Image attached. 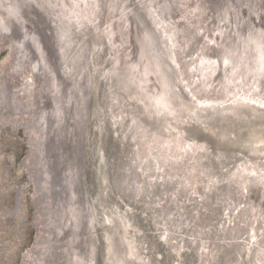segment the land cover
<instances>
[{"label": "bare ground", "instance_id": "bare-ground-1", "mask_svg": "<svg viewBox=\"0 0 264 264\" xmlns=\"http://www.w3.org/2000/svg\"><path fill=\"white\" fill-rule=\"evenodd\" d=\"M77 1L79 2L71 3L70 1L69 4H67L68 2L64 4L67 5V8L69 7V10L74 9L77 13L76 15H72L65 21L68 23L70 22L69 27L67 28L65 24L64 29L62 28V35L64 34V32L65 34H70L68 36L71 41V44H69L71 46L70 48H68L70 51V55L67 56V52L64 51V53H66L67 55H63V60L66 61V68L64 72L66 74L69 72L72 80L71 84L74 81V86L70 91L73 92L71 98L73 96V98L75 99V103H71L69 112L73 121H75L73 135H75V137L78 139V146L81 145L79 134L81 130L79 129V124L87 115V128L85 127V129L82 130L81 141L83 146V159L86 171V196L88 198L87 200L89 209L91 207L90 216L91 218H95V216L97 218V214L95 212L96 208L92 205V202L94 203L95 201L93 199L94 182L92 177L94 176L93 173L95 172V168L93 165L95 163L94 157H96V153L94 149L92 151V156L90 153V149L95 145H91V143L87 145L90 135V130L88 131V128H90L94 124L95 116L93 114L94 106H92V100L88 95V97H85V99L83 100L84 105L86 104L87 107V110L85 111V107L83 106L82 101V91H87L86 89L88 88V84L90 83V75L92 80V74L94 76V73L97 75V87L99 88L98 91L100 93L98 95V101L101 109L100 112L102 113V117L99 121L98 131L96 133L97 136H99L100 141L102 143L104 141V143L107 144V140L105 138L106 135L104 132L106 128L105 123L109 117V122L111 123L112 138L110 137L111 145H107L109 149L108 156L110 155L111 164H115L116 160L119 157V162L121 163V165H119V168L125 169L127 174V178H125L124 181L119 179V177H116L114 179L116 183L115 189H117V191L122 188L124 189V191L126 189L128 190L129 186L126 183L127 187H125L124 182L128 181V176L130 178L131 176L134 177L135 175V172L131 167L135 154L134 152L128 153L127 151V148L131 147L130 142L132 141L134 134L135 140L133 142L135 145V153L138 150L140 151L139 157L141 160V167L137 169L136 173L141 176L142 183L140 187L136 188L134 184L133 186L136 194L137 192L138 194L144 193V197L138 195L136 200L141 199L142 201L139 202L143 205L148 206L151 204V207L155 208L154 200L156 199V202L158 201V195L156 197L154 194L159 193L160 182H158L156 186H150L149 179H145L143 177L142 172L144 170V167L152 164L153 166H151V169H148V173L151 171H154V174L158 173L160 176L159 178H162L161 181L170 184L171 188H175L177 192H181V190L184 189L183 186L186 179L184 178L181 181V179L178 178V173L180 174L181 171L183 176L184 174L190 176V178L186 180V183L190 184L191 187L192 183L196 180V176H193L192 173L194 172L196 162L199 163L198 160L201 157L202 144H200L199 141L189 139L187 137H180L181 128L175 125V120L177 119L181 121L182 118L180 117L183 116L179 114L180 108L177 107L178 110L175 113L172 110L173 106L171 105V98H176L175 88H179L175 84L170 85L167 79L169 75L165 74V68L163 69L164 71H158L160 81L158 82V84L156 83V87L153 85L144 88L143 94V91L140 87L139 74L137 78L136 73L134 72L136 66L138 67V54L135 55V57L133 56L132 60L130 59L129 62L123 63L122 66L116 64L112 55L110 57L109 49L106 44L107 38L110 39L109 34L110 36L112 35V37L116 40L115 47L111 48L112 52L113 50L115 51V48L119 45L120 42H122V32L126 34V37H132L134 39V41L132 42H135L136 46L141 44L143 48L142 50L146 49V52H150L155 49L151 37L152 32L158 33L159 31L161 33V35L156 34L158 35L159 41L162 39L160 43L161 53L163 55H165V53L168 54V56L175 61V64L178 67L179 75H183L182 81L185 89H187L191 93L193 98L197 101L195 109L192 106L191 108H188L187 106L183 105V108L186 107L184 110L188 112L187 114H184V118L186 119V121H190L188 122L189 125L193 124V121L197 120L198 118H201L202 114L200 112L205 107L209 109V106L213 103H224L232 97H239L241 95L245 98H248L249 96L250 98H256L253 100L264 99V13H261L262 15L259 13L261 12V2H263L264 0H210V10L207 9L206 11L207 18L212 19L213 22L211 28H209V35L212 37L206 39V44H204V46H206L204 47L202 52L199 53V57L196 60V63L193 64V61L190 63L191 65L187 63L185 69H183L184 67H181V64H179V62L176 60L179 58H177L178 53L176 52V50H172L173 34L167 27L168 17H170V10H168L170 6L168 4H172V0ZM246 2H248V4ZM78 3L81 7H79ZM104 7H108L107 10L112 13V20H115H104L105 34L101 32L99 33L98 30L95 31L97 41L94 42L93 49L91 51L90 47L88 46L90 40L85 32L87 22H84V20H77L76 16L78 15L79 11V17L81 19L82 17H84L81 12L86 10V8H89L92 11V14L94 13L95 19L100 22V18H102L103 15L106 14L103 13ZM96 13L97 15L95 16ZM146 17L149 19V23H151L150 27L146 22ZM101 24L102 22H100V25ZM111 25L113 26V30L111 28ZM153 26H155L158 30L154 27L153 31ZM73 27L74 29L76 28V32H73ZM62 39H65V37L63 36ZM64 49L67 50V48ZM75 53L80 56V60L76 59V57L73 58ZM104 56L105 58H108V60L111 58L112 62L110 61V63L108 64L107 59L104 60ZM92 57L94 58V65L91 64V62L89 64V59H91ZM72 59H75L74 62ZM119 60L121 61L122 59L119 58ZM155 65L157 66V61L155 62ZM189 69L193 70L192 74H188ZM114 77H118L119 80L115 81ZM172 79L174 78L172 77ZM194 83L196 84L193 86ZM90 90L91 92L93 91V82ZM124 95H126V97H124ZM129 95L130 99L128 98ZM133 95H135L137 100L134 99ZM254 95L256 96L254 97ZM131 103L135 106H132ZM151 103L156 104L158 108L157 111H154L152 109L153 106L150 105ZM139 107H141V112ZM230 110L231 107L227 109V111ZM227 111H225L224 113H228ZM169 112L175 114L170 115L168 114ZM152 120H154L158 124L156 126V129L152 127L149 128L148 126ZM146 121H148L149 123H147ZM106 125L109 127L108 123ZM115 136L121 137L120 142H118V145H116V149L113 145V138ZM126 141L129 142V145H126ZM90 142H92V136ZM229 144L236 145V147L230 150H226L227 152H224L225 149L218 146V151L214 155L217 163L223 162L227 165L231 163L234 164L236 162L239 163L240 160L247 157V155H240V152L242 150H245V148H243L241 145H237L236 142H229ZM77 145L75 141V153H73L72 151L71 155H69L68 157V160H70L69 164L71 163L72 165L69 166L70 173L71 170L73 172L75 170L76 173H79ZM134 145H132L133 150ZM152 145H156V147L154 148V151L149 152V149ZM221 145H225L224 142H222ZM228 147L229 146H225L226 149ZM190 152L193 156L189 155ZM189 156L191 158H189ZM184 158H186L187 160H185ZM249 162L251 163V166L249 165V167H245V170L243 165H237V167L241 169L233 172L229 176L228 179H230V182L228 189L234 187V190L238 192L239 190H237L236 188V181H238V179H243L250 180L252 185H257L264 191L263 159H255L254 161L251 160ZM128 164H130V166H128ZM255 170H259L260 172L256 173ZM172 171L174 172L172 173ZM253 172H255L256 174H253ZM147 186L151 187L150 191L148 192L146 190ZM78 187H80V184H78L77 186V195L75 197L76 202H78L79 204V210L78 206H76L74 210L70 211V215H72V225L74 226L76 232L75 235L70 236L69 240L70 246L72 247V249H74L72 250V252L69 251L71 255V264H140L137 262L133 263L134 261L129 262V258L131 257L129 250L127 249L126 251L125 249H122L120 245H115L119 241V244L124 245V242L126 241L125 238L129 242V244L131 243L129 239L130 237H128L127 235V237L124 236L125 233H122L119 236V240L116 241L115 239L114 241L112 239V236H108V233L106 232L110 230V228L104 227L101 219H98L96 228L93 227L94 225L92 226L91 232L88 224V216L86 214L87 208H85L87 203L84 202V195L82 197V194L80 193ZM162 188L166 189L165 186H162ZM210 188H212V186H210ZM248 189L252 188L248 187ZM189 190L190 189L186 191L189 192ZM212 190V192L215 191L216 193L215 189ZM217 190L221 191V189H219L218 187ZM133 192L134 190H130V194H133ZM154 196L156 198H154ZM230 196L231 197H229V200H226V197L223 198L220 201L221 205L222 203H233L236 199V196H233V192L232 194L230 192ZM120 197L123 196L121 195ZM73 201H75V199ZM172 201H176V199L172 198ZM116 203V201L112 202L111 205L113 207V210L112 208H110V211L105 210L102 207L104 210L101 212V214H103V218L105 219V225L108 224L112 226L114 224H118L123 228L130 230V227H132L131 223H133L134 225L133 220L128 218L131 217V215H123L121 212L115 213L116 208H114V204ZM160 205L162 208L161 210H163V207H165L166 211L163 212L162 215H160V220L158 219L156 221V225L157 227H161L162 230L166 233V235L164 236L166 238V241H170V239H174L177 241L178 227L168 219V217H170L173 212L170 213L169 210L167 211L170 206H164L163 204ZM166 212L170 213L167 218L164 217ZM184 212L186 211H183L181 214H183ZM176 213H179V211H177ZM262 215V212L257 208L256 205L255 209L250 215L251 219L253 218L252 220L249 217L242 221V223H244L243 225H241V223L239 222L231 227L230 238L232 239V242H237L235 245H238L240 249L233 247V252L231 256H228L226 262L228 261L230 264H235V262L233 261H236L237 264H242L243 260H246V262L249 261V264H264V230H260L261 226H264V221L261 219ZM163 218H165V222L163 221ZM205 218L206 217H204V226H206ZM95 219H92L94 220V223L96 222ZM248 220L251 221L250 225ZM249 227L253 231L250 232L249 235L247 234V239H249L247 240L246 237L242 235L249 231ZM254 227H257V229L255 230ZM224 228H228V225L226 224ZM72 229L73 228L71 226L70 230L72 231ZM133 229L134 232L138 234L137 229ZM218 231L219 226L213 230L211 235H208L207 231H204L200 234V237H202L201 241L206 245H209V247L207 246L208 248L206 249L202 248V250L201 248H199L200 250L198 249L196 251L199 256H201L199 252L203 251L204 253H207V257L211 259V256H215V254H217L218 249H220L222 244L226 243L222 240ZM241 236L242 238H240ZM91 237L93 238L92 243ZM173 242L174 241L170 243V250L172 252H170V256L174 259L175 257H181L182 253L184 252L182 248H184L185 246L183 247V244L180 243L178 246L173 245ZM131 245L132 246L130 248L132 249L133 247L134 251H137L134 244L131 243ZM196 247H198V241L196 242ZM80 248L82 250L81 254ZM105 253H107L106 256ZM108 255L110 257H108ZM156 256H158V258H156L158 260L162 258L161 250L158 254H156ZM164 257H166V254ZM208 258L206 260L204 259V261H207ZM141 264H152V261L149 259L148 255H143L141 256Z\"/></svg>", "mask_w": 264, "mask_h": 264}, {"label": "rangeland", "instance_id": "rangeland-1", "mask_svg": "<svg viewBox=\"0 0 264 264\" xmlns=\"http://www.w3.org/2000/svg\"><path fill=\"white\" fill-rule=\"evenodd\" d=\"M70 1L73 2V0H0V264H71L69 251L72 252L74 249L70 246L69 240L76 232L70 211L76 206L79 210V204L75 198L78 185L76 172L71 170L70 173L69 166L72 165L68 160L72 151L75 153V141L76 145L78 144V139L73 135L75 121L69 112L71 103H75L73 96L71 98L73 92L70 91L74 81L71 84L69 72L67 74L64 72L66 61L63 60V55H70L68 48L71 46L68 36L70 34L64 32L62 35V28L64 29L66 24L64 15H76L74 9L69 10V7L64 5ZM209 2L210 0H172V4L167 3L170 6L167 27L173 34L172 50L178 53L179 59L176 60L184 67L183 69L187 63L190 64L192 61L193 64L196 63L199 53L206 46H204L206 39L212 37L209 35V28L213 22L207 18L206 11L210 7ZM260 7L261 13H264V1ZM107 8H103L106 14L103 16L102 26L107 20H115H112V13ZM76 19L81 20L79 15ZM111 28L113 30L112 25ZM154 34L152 32V40ZM125 35L122 32V42L114 52L116 59L121 58V61L129 62L133 56L135 57L138 46L132 42L134 41L132 37ZM63 36L65 39H62ZM109 37L110 39L106 41L107 46L113 48L116 40L112 35ZM91 44L94 45V39ZM177 69L174 62L171 71L176 83L178 82L177 87H180V94L188 96V102H195L196 99L185 89L183 75L180 76ZM192 73L193 70L189 69L188 74ZM180 101L183 104V100ZM174 109L173 111L177 110ZM180 118L181 121L175 120V125L182 128L186 119ZM133 141L134 139L132 143ZM77 147L79 153L80 146ZM155 147L156 145H152L149 152L154 151ZM131 151L135 154L131 167L135 172L133 184L137 188L142 183L141 176L136 173L141 167L140 151L135 153V145ZM151 166L153 165L144 167L142 172L143 177L149 179L150 186H156L160 182V192L162 186L171 192H177L170 184L161 181L158 173L154 174V171L148 173ZM195 166L193 176L199 173L197 162ZM197 181L192 183V188L186 183L190 193L192 191L191 201L188 195L184 196L180 192H177L178 201H172V197L165 191L157 197V203L164 206L176 204L175 208L179 211L180 208H185L188 202L195 203V200H198L196 206L200 218L196 216L197 223L203 224L204 231L209 229L208 235L212 234L222 219L230 228L239 222L243 225L242 221L250 217L249 211L253 212L252 205H257L264 221V191L259 187L257 190H243V195H238L234 203L226 206L228 209L226 214L221 211L216 218L207 210L209 197L205 194L202 179ZM242 183L249 187L250 180H242ZM124 184L127 187L126 181ZM150 186H147V192L150 191ZM198 186L201 187L200 191ZM121 193L124 195L123 188ZM133 194V197L125 194L128 202H134L139 195L135 189ZM220 207L221 203L216 199L217 210ZM194 210L196 209L192 208L191 212ZM190 213L184 212L182 217L185 219L188 215L190 217L195 215ZM208 215L211 216V224L207 223L205 228L204 217ZM164 217L166 218V213ZM71 226L73 232L70 230ZM263 229L264 226H261L260 230ZM252 231L249 227V231L242 236L247 239Z\"/></svg>", "mask_w": 264, "mask_h": 264}, {"label": "water", "instance_id": "water-1", "mask_svg": "<svg viewBox=\"0 0 264 264\" xmlns=\"http://www.w3.org/2000/svg\"><path fill=\"white\" fill-rule=\"evenodd\" d=\"M73 2L77 3L78 1L73 0ZM73 2H71V3H73ZM246 3L248 4V2H246ZM78 5H79V3H78ZM79 7H80V5H79ZM74 11L76 12V10H74ZM81 13L84 16L81 18V20H84V22L85 21L87 22V27H86L85 32H86L87 37L90 40V43H88V46L90 47V49L92 51L93 45L91 44V42L93 39H94V42L97 41L95 31L98 30L99 33L101 32V33L105 34L104 33V30H105L104 25L105 24H103V26H102V24L100 25V22H102L103 17L101 16L102 18H100L101 21L99 22L97 19H95L94 13L92 14V11L89 8H86V10H84ZM103 13H104V9H103ZM259 13L261 14V12H259ZM78 15L80 16L79 11H78ZM96 15H97V13L95 14V16ZM103 16H105V15H103ZM65 17H67V18H65ZM70 17H71L70 15L69 16L64 15V22ZM146 22L150 27L151 23H149L148 18H147ZM65 23H66L67 28H68L70 22L69 23L65 22ZM154 27L155 26H153V31H154ZM155 29H157V28L155 27ZM71 31H72V29H71ZM73 32H76V28L74 29V27H73ZM156 34L161 35V33L158 31V33L155 32V36L153 35V37H154L153 44H156V45H154L155 49H153L150 52H146V49H144L142 51L141 44L138 45V47L136 49V55L138 54V60L139 61H138V67L136 66V69L134 70V72L136 73L137 78H138V74H139L140 87H141V90L143 91L142 92L143 94H144V90H143L144 88L150 87L153 85L156 87V83L158 84V82L160 81L158 71L159 70L164 71L163 70L164 68H165V74L169 75L167 79H168L170 85L175 84L177 86V83H178V82L176 83L175 77H173L174 74L171 71V67L175 61L173 59H171L168 56V54L165 53V55H163L161 53V47H160L161 44L160 43H161L162 39L159 41L158 35H156ZM106 41H108V38ZM141 43H142V41H141ZM106 44H107V42H106ZM108 49H109L110 57L112 55L116 64H118L119 66H122L123 63H127V62L120 61L119 59H116L115 52H114V50L112 52L111 47ZM74 55H75L76 59L80 60V58H79L80 56L77 53H75ZM94 55H95V53H94ZM70 58H72V57H70ZM103 58H104V60L107 59L108 64L110 63V61L112 62L111 58L109 60H108V58H105V56ZM170 59L172 62L170 61ZM72 60L74 62L75 59H72ZM156 61H157V66L155 65ZM90 62H91V64L94 65V58L93 57L91 59H89V64H90ZM158 66H159V69H158ZM93 68H92V70H93ZM143 70H144V72H142ZM177 71H178V69H177ZM172 74H173V76H172ZM92 77H93V79L91 80V75H90V78H89L90 83L88 84V88L86 89L87 91H84V90L82 91V93H83L82 101L85 99V97L89 96L92 100L91 104H92V106H94V113L93 114L95 116V120H94L95 122L90 128H88V131L90 130V133H89L90 135H89V139H88L89 141H88L87 145H89V143H91V145H95V146H92V148L90 149L91 156H92L93 149L96 153V157H94L95 163L93 165L95 168V172L93 173L94 176L92 177L93 182H94L93 199L95 200L94 203L92 202V205H93V207L96 208L95 209V212L97 214V218L95 216L96 219L93 217L91 218V216H90L91 207L89 209V206H88L89 204H88V200H87L88 198L86 196V189H87L86 188V171H85V164H84V159H83V153H84L83 152V146H82V150H81L82 130L85 129V127L87 128V115L83 118V121H81V123L79 124V127H80L79 129L81 130V131L79 130L80 131L79 134H80V144L81 145H80V150L78 153V162H79L78 163L79 164L78 172L79 173H76L77 182H78V184H80V187H78L79 191L82 194V197L84 195V199H85L84 202L87 203L85 208H87L86 214L88 216V220H89L88 224H89V227H90L89 229L91 230V232H92V226L94 225L93 227L96 228V224H97L98 219H101L102 224H104V227L110 228V230H108L106 232L108 233V236H112V239L114 241H115V239H116V241L119 240V236L122 233H125L124 236L130 237L129 238L130 242L132 244H134L137 251H134L133 247H132V249L130 248L132 245H131V243L129 244V242L127 241L126 238H125L126 241L124 242V245L119 244L120 241L115 245H117V246L120 245L121 248L125 249L126 251L128 249L130 256H131L129 258V260H130L129 262L134 261L133 263L137 262V263L141 264V256L148 255L149 259L152 261V264H161V263H163V264H226V263L230 264L228 261L226 262V259L228 258V256H231V254L233 252V247H236L239 249H240V247L238 245H235L237 242H234V241L232 242V239L230 238V229H231L230 225L227 224L228 228H224L225 224L222 222L223 219L220 221L218 220L220 222V224L218 223L215 226V228H217V226H219L218 233L221 236L222 240L226 242V243H224L225 245L222 244L220 249H218L217 254H215V256H211V259H209L207 257V253H204L203 251L199 252V254H201L202 257L196 253V251L199 248H201V250H202V248L206 249L209 247V245H206L205 243H203L200 240V234L202 232H204V230L202 228L203 224L197 223V219H196V216H198L200 218L199 212L197 211V206H196L199 203L198 200H195L196 201L195 203L188 202V204H186L185 208L179 209V213H176L177 212V209L175 208L176 204H174V206L173 205L170 206L167 209V211L169 210V212H171L175 208L172 211L173 214H171L170 217H168V215L170 213L166 212V218L168 217L169 221L178 227V237H177V241L174 239H170V241H166V238L164 237L166 235V233L162 230L161 227H157V225H156V221L158 219L160 220V215H162V213L166 211V208L163 207V210H161L162 209L161 205L159 204V202L158 203L156 202V199L154 200L155 208H152L151 204L148 206L143 205L142 203L139 202L141 199L140 200L135 199L134 202L133 201L128 202L126 197H124V196H126L125 194H128L129 196L134 195V194H130V190L131 191L134 190L133 176H131L129 178L130 181H129V179H128V181H126V183H128V185H129V189L127 190L125 188L127 190V192L125 190L124 195L121 193V189L118 191H117V189H115L116 183H115L114 179L116 177H119V179L124 180L125 170H123V168H119V165H121V163L119 162V157L116 160L117 167H115L114 164H111L110 155L108 156L109 149H108L107 145H111L110 137L112 138L111 123L109 122L110 121L109 117L105 123L106 128H105V132H104L106 135L105 138L107 140V144H105L104 141L102 143L100 141L99 136H97L96 132L98 131L99 121L102 117L101 116L102 113L100 112L101 109H100V105H99V101H98V95L100 93L98 91L99 88L97 87V84H98L97 75L94 73V76L92 74ZM118 77H114V80L118 81L119 80ZM172 77L174 79H172ZM174 80H175V82H174ZM92 82H93V91L91 92L90 87L92 86ZM178 88H180V87H178ZM128 90H129V88H128ZM175 90H176V98L175 99L171 98L172 99L171 105L173 106L172 110H175L174 108H177V107L180 108L179 114H181L183 117H185L184 114H187L188 112L184 110L186 107L183 108V105L187 106L188 108L189 107L191 108V106H192L195 109L196 108L195 107L196 102H191V103L188 102V98H187L188 96L187 97H186V95L182 96L180 94L179 89L175 88ZM133 96H134V99L137 100L135 95H133ZM255 96L256 95H254V97ZM124 97H126V95H124ZM128 98L130 99V95L128 96ZM180 99L183 100V104H181L182 101H180ZM253 99H256V98H250V96L248 98H245L244 96L241 95L239 97L238 96L232 97V98L228 99V101H225L224 103H213L212 105L209 106V109L205 107L200 112L202 114L201 118H198L199 120L194 119L195 121H193V124L188 125V122H190V121L185 120L186 123L180 130V137L181 138L187 137L189 139L199 141V143L202 144L201 145V150H202L201 151V157L198 160V162H199L198 163L199 164V173L197 172L195 179L198 180L197 182L200 181V178L202 179V181L204 183V187H203V185H201V187L205 188L204 189V190H206L205 194L207 197H209V201L207 200V202H209V203H207V210L211 215L212 214H213V216L215 215L216 218L218 217V214L221 211L223 214L224 213L226 214V212H227L226 210H228V209H226L227 208L226 206L229 205V204H225V203L223 204L222 203L220 209L217 210L216 202H215L216 199L221 201L223 198L226 197L225 199L229 200V197H231L230 192H231V194L233 192V196H236V199H238V195H240V196L243 195V190L245 191V189L246 190L248 189V187L245 186V183L244 184L242 183L243 179H241V180L238 179V181H236V183H237L236 188H237V190H239L238 192H236V190H234V187L228 189L229 188V182H230V179H228L229 176L233 172L241 169V168L237 167V165H243L244 170H245V167H249V165L251 164L249 162L251 160L254 161L255 159H261V160L263 159V161H264V155H263L264 154V100H253ZM150 105L153 106L152 109L154 111L158 110L155 103L154 104L151 103ZM83 106L85 107V111H86L87 107H86V104L84 105V101H83ZM132 106H135V105L132 104ZM229 107H231V110L227 111V109H229ZM178 108H177V110H178ZM139 109L141 112V107H139ZM177 110L174 112L176 113ZM225 111H227L228 113H224ZM175 113L169 112L168 114L171 115V114H175ZM146 122L149 123L148 121H146ZM206 122H208V123H206ZM107 123H108L109 127L106 125ZM157 125H158L157 122L152 120L148 126H149V128L152 127L154 129H156ZM240 131H241V133H240ZM101 132H102V130H101ZM133 132H134V129H133ZM91 136H92V142L94 144L92 142H90ZM115 137L113 138L114 139L113 145L115 146V149H116V145H118V142H120L121 137L120 136L119 137L115 136ZM133 139L135 140L134 134H133ZM222 142H224L225 145H221ZM229 142L230 143L236 142L237 145H241L243 148H245V150H242L240 152V155H243V156L247 155V157L240 160L239 163L236 162L234 164L231 163L228 165L223 163V162L217 163L214 155L218 151V146L224 148L225 149L224 152H227L226 150H230V149L236 147V145H231V144H229ZM126 145H128V141H126ZM130 145H131V147L127 148L128 153L131 150H133L132 145H134V142L132 143V141H131ZM225 146H229V147L226 149ZM119 153H120V150H119ZM189 155L191 156L192 154H189ZM190 156H189V158H191ZM92 160H93V158H92ZM112 166H113V169H112ZM128 166H130V164ZM224 167H225V169L223 170ZM172 169H173V167H172ZM226 169H227V171H225ZM254 169H256V168H254ZM173 172L174 171H172V173ZM255 172L258 173L260 171L255 170ZM255 172H253V174H256ZM178 176H179L178 178H180L181 181L184 178L185 179L190 178V176L189 175L187 176V174H184V176H183L181 171H180V174L178 173ZM126 178H127V174H126ZM131 181H132V184H131ZM238 184H239V187H238ZM210 186H212V188H210ZM240 186H241V189H240ZM183 187H184V189L181 190L180 193L184 196L188 195L189 201H191L192 200L191 199L192 191H191V193H190V191L186 192V190H188V188L186 187V185H184ZM201 187H199V186L197 187V188H199V191H200ZM217 187L219 189H221V191H218ZM249 187L252 188L251 190H257L258 186L252 185V183L250 182ZM161 189H162L161 192L159 191V193H157V194L155 193L156 197H157V195H158V197H160V195L166 191L169 193L168 195H170L172 198H175L178 201L179 197H178L177 192H175V191L171 192L168 189H164V188H161ZM212 189H215L216 193H215V191L212 192L213 191ZM121 195L123 197H120ZM139 195H141V197H144V193H142V194L139 193ZM195 198H196V196L194 197V199ZM236 199H235V201H236ZM226 200H224V201H226ZM113 201L117 202L116 204H114L115 205L114 208H116L115 213L121 212L123 215H125V214L131 215V217H128V218L133 220L134 225H133V223L130 222L132 224V227H130V230L123 228L122 226H120L118 224H114L112 226H110L108 224L105 225V223H104L105 219L103 218V214H101V212L104 209L110 211V208H112V210H113V207L111 205ZM179 202L177 204H179ZM213 204H214V206H213ZM230 204H232V203H230ZM252 206L255 209L256 205L255 206L252 205ZM203 207L205 208L206 206L203 205ZM249 207H251V204H249ZM192 208H195L196 210L191 212ZM183 211H186L188 213L191 212L190 214L194 213L195 217L194 216L190 217L188 215V218H185L183 220L182 214H181ZM249 213L251 215L252 212L249 211ZM205 217H206V225H208L207 223L211 224V222H210L211 216L208 215ZM92 219H95L96 222L94 223V220H92ZM163 221L165 222V218H163ZM206 227L207 226H205V228ZM133 228L137 229L138 234L134 232ZM207 232H209V229H207ZM109 240H108V243H109ZM172 241H174L173 245L178 246L180 243V244H183V247L185 246L184 248H182L184 250V252L182 253L181 257H178V258L175 257L173 259L170 256V254L172 253L170 250L171 249L170 243H172ZM197 241H198V247H196ZM92 242H93V238L91 237V243ZM125 246H127V247H125ZM239 249H238V251H239ZM125 250H123V251H125ZM160 250L162 253V258L158 260V259H156V258H158V256H156V254H158L160 252ZM163 252H165V253H163ZM106 254L107 253H105V256H106ZM139 254H140V256H139ZM165 254H166V257H164ZM108 257H110V256L108 255ZM207 258H208V260L204 261V259L206 260ZM233 262H235V264H237L236 261H233ZM248 262H246V260H243L242 264H249Z\"/></svg>", "mask_w": 264, "mask_h": 264}, {"label": "flooded vegetation", "instance_id": "flooded-vegetation-1", "mask_svg": "<svg viewBox=\"0 0 264 264\" xmlns=\"http://www.w3.org/2000/svg\"><path fill=\"white\" fill-rule=\"evenodd\" d=\"M209 10H210V9H209ZM209 10H208V11H209Z\"/></svg>", "mask_w": 264, "mask_h": 264}]
</instances>
